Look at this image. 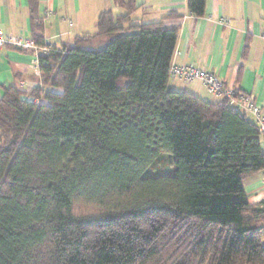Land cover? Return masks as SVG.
I'll return each mask as SVG.
<instances>
[{
    "label": "trees",
    "instance_id": "16d2710c",
    "mask_svg": "<svg viewBox=\"0 0 264 264\" xmlns=\"http://www.w3.org/2000/svg\"><path fill=\"white\" fill-rule=\"evenodd\" d=\"M114 2L93 34L39 56L31 90L3 88L0 264H264V208L243 188L264 171L257 123L172 90L178 28L132 24L134 0ZM160 154L173 171L151 175Z\"/></svg>",
    "mask_w": 264,
    "mask_h": 264
},
{
    "label": "crops",
    "instance_id": "0c3cea01",
    "mask_svg": "<svg viewBox=\"0 0 264 264\" xmlns=\"http://www.w3.org/2000/svg\"><path fill=\"white\" fill-rule=\"evenodd\" d=\"M29 1L0 0V31L5 36H31ZM134 3L130 23L163 21L178 28L172 65L188 64L214 72L241 92L251 93L264 112V0H206L204 13L199 17L188 11L187 0H134ZM104 10L123 12L114 0H35L34 15L42 18L46 44L60 48L69 45L76 35L93 34L97 17ZM170 10L179 16L166 17ZM101 42L103 39L93 38L92 44ZM38 54L9 44L0 48V97L8 84L18 80L37 82L32 65ZM168 84L175 91L219 100L199 81L173 78ZM263 174V170L258 171L243 180L248 202L262 208ZM260 233L264 244V225Z\"/></svg>",
    "mask_w": 264,
    "mask_h": 264
},
{
    "label": "built area",
    "instance_id": "2783aa9c",
    "mask_svg": "<svg viewBox=\"0 0 264 264\" xmlns=\"http://www.w3.org/2000/svg\"><path fill=\"white\" fill-rule=\"evenodd\" d=\"M226 22V21H225ZM46 43V42H45ZM13 45L20 49H31L39 54L36 56L33 65L32 73L38 78L39 71V56L47 54L51 46L35 45L31 37H9L5 36L0 31V48L4 45ZM169 77L178 78L185 82L199 81L202 83L206 91L215 99L224 100L228 108L251 114L258 126L262 150L264 152V112L263 107L255 101L251 93H244L236 89L232 84L218 77L214 72L197 68L192 65H170ZM36 81L18 80L15 82L17 88L23 91H29L36 85ZM264 182V174H263Z\"/></svg>",
    "mask_w": 264,
    "mask_h": 264
},
{
    "label": "rangeland",
    "instance_id": "374dc122",
    "mask_svg": "<svg viewBox=\"0 0 264 264\" xmlns=\"http://www.w3.org/2000/svg\"><path fill=\"white\" fill-rule=\"evenodd\" d=\"M170 79H173V78H170ZM159 161H160V164H157L149 172V174H151V175H155V174H167V173H171L173 171V164L172 165L169 164V159H168L167 155L160 154Z\"/></svg>",
    "mask_w": 264,
    "mask_h": 264
}]
</instances>
